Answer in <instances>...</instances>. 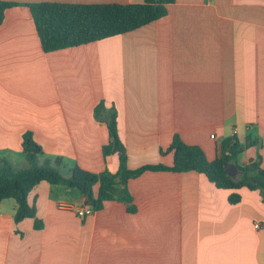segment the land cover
I'll return each instance as SVG.
<instances>
[{
	"label": "crops",
	"instance_id": "1",
	"mask_svg": "<svg viewBox=\"0 0 264 264\" xmlns=\"http://www.w3.org/2000/svg\"><path fill=\"white\" fill-rule=\"evenodd\" d=\"M0 1L19 4L0 24V162L26 167L23 135L32 131L41 162L62 159L63 176L75 165L116 173L118 154L104 157L109 131L95 116L103 100L117 111L130 170L172 166L161 150L176 135L211 161L236 136L238 165L260 157L264 169V0H174L134 32L49 53L26 4L144 0ZM128 189L131 203L111 200L79 217L85 196L43 181L28 195L41 229L32 218L17 224V202L4 200L0 264H264L260 191L219 189L191 171H145Z\"/></svg>",
	"mask_w": 264,
	"mask_h": 264
},
{
	"label": "trees",
	"instance_id": "2",
	"mask_svg": "<svg viewBox=\"0 0 264 264\" xmlns=\"http://www.w3.org/2000/svg\"><path fill=\"white\" fill-rule=\"evenodd\" d=\"M174 0H144L141 4H61L60 2L26 4L37 28L44 52L87 45L101 39L111 38L124 33L134 32L152 24L168 14V5ZM19 6L18 3L0 1V24L4 21L6 9ZM97 119L106 123L110 141L104 145L105 158L118 154L119 167L116 173L105 171L91 173L75 165L70 168V176L65 177L59 171L64 166L60 158L41 162L43 148L35 140L34 133L27 131L23 135L22 149L27 166L16 170L7 160L0 162V204L6 199L17 202L18 208L14 220L18 224L27 218L35 220V228L41 229L42 223L37 219V207L28 200L32 189L43 181L56 186H68L82 193L87 203L95 209H102L111 200L131 203L128 183L141 176L145 171H169L173 173L197 172L206 175L219 189L241 190L248 188L258 190L264 203V169L261 158L250 161L246 166L238 165L237 158L241 148L237 137L225 140L222 144V156L209 160L199 146L185 143L176 135L171 146L161 150V154H172V166L158 164L142 166L130 170L125 144L118 131V115L114 107L107 109L103 100L95 108ZM237 164L240 171L238 179L227 175L225 166ZM99 190L94 194V187ZM241 197L236 193L229 196L231 204H238Z\"/></svg>",
	"mask_w": 264,
	"mask_h": 264
},
{
	"label": "built area",
	"instance_id": "3",
	"mask_svg": "<svg viewBox=\"0 0 264 264\" xmlns=\"http://www.w3.org/2000/svg\"><path fill=\"white\" fill-rule=\"evenodd\" d=\"M208 2H212L214 0H206ZM234 133H236V131H234ZM213 138L215 137L214 135L212 136ZM68 208H71L72 206H66ZM95 211V208L93 206H91L90 204H88L87 206L83 207V208H77V214L79 217H84L86 215H90L91 213H93ZM255 227L258 229H261V225L256 223Z\"/></svg>",
	"mask_w": 264,
	"mask_h": 264
},
{
	"label": "water",
	"instance_id": "4",
	"mask_svg": "<svg viewBox=\"0 0 264 264\" xmlns=\"http://www.w3.org/2000/svg\"><path fill=\"white\" fill-rule=\"evenodd\" d=\"M225 169H226L225 171L227 175L236 180L241 174L239 171L240 170L239 167L237 166V164H234V163L227 164L225 166Z\"/></svg>",
	"mask_w": 264,
	"mask_h": 264
},
{
	"label": "rangeland",
	"instance_id": "5",
	"mask_svg": "<svg viewBox=\"0 0 264 264\" xmlns=\"http://www.w3.org/2000/svg\"><path fill=\"white\" fill-rule=\"evenodd\" d=\"M64 176H66V175H64ZM60 187H62V188H64L65 189V186H60ZM75 193H78V194H80V192L76 189L75 190ZM66 198V197H65ZM71 199L73 198V197H70Z\"/></svg>",
	"mask_w": 264,
	"mask_h": 264
}]
</instances>
